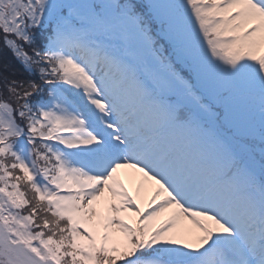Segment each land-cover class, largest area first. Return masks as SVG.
I'll return each mask as SVG.
<instances>
[{"label":"snow or ice","instance_id":"1","mask_svg":"<svg viewBox=\"0 0 264 264\" xmlns=\"http://www.w3.org/2000/svg\"><path fill=\"white\" fill-rule=\"evenodd\" d=\"M0 264H264V0H0Z\"/></svg>","mask_w":264,"mask_h":264},{"label":"rangeland","instance_id":"2","mask_svg":"<svg viewBox=\"0 0 264 264\" xmlns=\"http://www.w3.org/2000/svg\"><path fill=\"white\" fill-rule=\"evenodd\" d=\"M120 175H121V178L125 179V181H126V172L124 170L121 171Z\"/></svg>","mask_w":264,"mask_h":264},{"label":"trees","instance_id":"3","mask_svg":"<svg viewBox=\"0 0 264 264\" xmlns=\"http://www.w3.org/2000/svg\"><path fill=\"white\" fill-rule=\"evenodd\" d=\"M14 63H16V62L14 61ZM16 67L20 68V65L18 63H16ZM21 71H23L22 68H21Z\"/></svg>","mask_w":264,"mask_h":264}]
</instances>
